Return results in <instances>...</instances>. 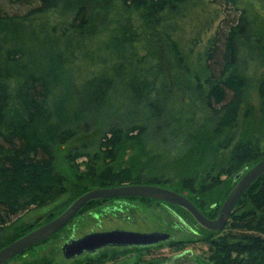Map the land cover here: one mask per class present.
<instances>
[{
	"label": "trees",
	"instance_id": "trees-1",
	"mask_svg": "<svg viewBox=\"0 0 264 264\" xmlns=\"http://www.w3.org/2000/svg\"><path fill=\"white\" fill-rule=\"evenodd\" d=\"M222 14L202 81L188 58ZM251 18L237 0H0V231L62 190L58 147L96 132L98 160L129 144L167 150L191 126L186 103L202 119L185 130L181 175L145 182L172 183L201 212L214 202L222 175L264 158L258 143L232 145L249 64L264 54ZM257 89L264 120V76ZM228 149L227 167L213 164ZM239 205L234 234L210 244L213 264H264V175Z\"/></svg>",
	"mask_w": 264,
	"mask_h": 264
},
{
	"label": "rangeland",
	"instance_id": "rangeland-1",
	"mask_svg": "<svg viewBox=\"0 0 264 264\" xmlns=\"http://www.w3.org/2000/svg\"><path fill=\"white\" fill-rule=\"evenodd\" d=\"M237 1L241 8L249 12L254 23L257 22L259 26H264V0ZM223 18H225L224 14L203 37L194 54L188 58L192 74L198 76L202 81L207 76L206 52ZM254 59L249 64L248 74L251 85L240 112L232 145L242 140L258 143L263 153L262 157H264V120L257 89V81L264 76V54L262 56L255 55ZM184 112L191 126L183 129V123H181L182 125L178 127V139L167 150L164 149L167 148L164 146L147 145L143 148L129 144L118 152V157L114 160L104 161L102 155L98 160L95 158L99 152V140H97L96 132L80 135L67 145L58 147L55 151L56 167L66 179L62 190L57 191L56 197L50 203L33 208L2 229L0 231V250L23 235L54 220L80 195L100 188V186L106 188L122 185H148L145 179L176 182L183 169L179 164L180 159L187 154V147L184 144L185 130L195 131L202 119L199 109L188 107V103L184 106ZM183 132L185 133L183 134ZM220 154L219 162L213 164L227 167L231 151L228 149ZM71 157L74 158L70 159ZM208 163L212 164L206 162L203 167ZM90 165L95 167L96 173H89ZM252 165V163L244 165L240 170L245 166ZM238 172L220 177V183L217 184L214 193V202L211 201L202 210V213L208 215L209 219L217 218L223 202L236 185L234 176ZM201 181L202 179L196 185L200 186ZM155 186L176 190L172 183H159ZM119 200L123 201L122 204H117L114 200H104L85 206L62 231L7 264H213L209 261L210 244L213 241H218L219 238L230 237L234 234L233 228L236 224L234 217L244 210L241 205L237 206L233 217L229 219L227 226L221 232L209 233L203 230L184 209L149 199ZM112 230L166 233L169 238L166 242L155 247L105 248L94 255L86 254L72 260H66L63 257L61 249L68 240Z\"/></svg>",
	"mask_w": 264,
	"mask_h": 264
},
{
	"label": "water",
	"instance_id": "water-1",
	"mask_svg": "<svg viewBox=\"0 0 264 264\" xmlns=\"http://www.w3.org/2000/svg\"><path fill=\"white\" fill-rule=\"evenodd\" d=\"M264 175V158L251 168L239 172L235 187L223 202L216 219L206 217L198 207L174 190L154 185H123L96 188L79 196L60 216L23 235L0 250V264H7L17 256L50 239L67 227L90 202L142 198L164 202L186 210L196 223L210 232L222 231L246 191ZM166 233H138L123 230L91 233L80 239H70L61 251L66 260L94 255L105 248L155 247L168 240Z\"/></svg>",
	"mask_w": 264,
	"mask_h": 264
},
{
	"label": "flooded vegetation",
	"instance_id": "flooded-vegetation-1",
	"mask_svg": "<svg viewBox=\"0 0 264 264\" xmlns=\"http://www.w3.org/2000/svg\"><path fill=\"white\" fill-rule=\"evenodd\" d=\"M117 204H122V200H114ZM115 209V207L113 208V210Z\"/></svg>",
	"mask_w": 264,
	"mask_h": 264
}]
</instances>
